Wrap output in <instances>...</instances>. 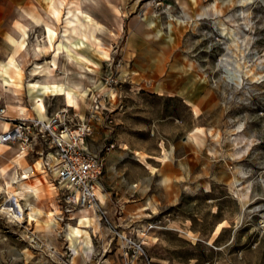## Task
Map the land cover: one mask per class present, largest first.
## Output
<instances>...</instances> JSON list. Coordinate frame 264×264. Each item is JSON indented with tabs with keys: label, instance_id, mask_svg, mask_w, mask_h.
Segmentation results:
<instances>
[{
	"label": "rangeland",
	"instance_id": "obj_1",
	"mask_svg": "<svg viewBox=\"0 0 264 264\" xmlns=\"http://www.w3.org/2000/svg\"><path fill=\"white\" fill-rule=\"evenodd\" d=\"M223 4L230 12H220L215 23L211 12L197 16L183 0L174 1L173 13L164 0H73L60 9L30 4L28 12L45 13L57 24L56 43L67 42L62 34L69 9H88L89 20L101 26L95 31L103 45L82 49L92 53L89 61L77 57L85 66L61 54L51 70L57 76L68 71L85 89L75 96L74 109L94 124L89 138L98 140L103 160L102 199L96 211L82 209L92 218L81 223L80 206L68 202V189L55 174L47 137L36 139L19 161V143L0 146L6 156L0 167L10 169L0 175V264H264V0ZM3 7L0 30L8 35L17 29L15 55L24 42L19 61L28 82H35L41 74L35 69H42L37 64L51 63L56 45L36 52L47 44L43 27L22 8ZM154 10L164 22L170 14L199 22L182 50L187 57L165 65L172 78L182 73L187 86L204 90L198 103L186 105L118 80L125 39L117 35L120 14L141 18ZM0 94L7 104L27 109V117L37 116L35 99L27 103L1 84ZM40 97L47 115L67 106L64 95ZM27 186L37 187L40 199ZM71 228L78 229L73 241Z\"/></svg>",
	"mask_w": 264,
	"mask_h": 264
},
{
	"label": "crops",
	"instance_id": "obj_2",
	"mask_svg": "<svg viewBox=\"0 0 264 264\" xmlns=\"http://www.w3.org/2000/svg\"><path fill=\"white\" fill-rule=\"evenodd\" d=\"M72 1L73 0H0V9L4 6L2 12H14V8L17 7L16 12H18L19 8H22V12L25 13L28 12V8H30V4L33 2H36L37 5H46L48 9L51 6L60 9L63 8L67 2ZM164 1H166L170 7L168 12H175L172 8L174 6V1L177 0ZM183 1L187 2L191 12H196L197 16H203L205 12H211L209 15L213 23H215V19L220 15V12H230L231 9L230 6H225L226 4H223L224 2H230V0ZM85 11L89 12L91 15L93 13L88 9H85ZM120 15L122 21H120L117 35L121 36V34H125V39L122 46L119 48L122 57L117 64L119 71L118 80L123 83L127 82L130 87L136 88L137 90H146L165 97H179L186 105H189L190 101L198 103L200 99L204 97V90H198V88L194 86H187L184 82L185 76L182 73L176 72V74H174L175 78H172L173 74L165 72V65L168 59L180 60L181 58L185 59L187 57L186 53L182 52V50L185 49V44L190 33H197L193 30V26H196L199 22L190 24L188 21L180 19L175 14H170L166 22H164L157 10L141 18H138L133 13L132 17L129 18H126L124 12ZM27 16L36 19V24L43 27V31L46 33L47 37V44L45 45H49L51 38L54 45L58 44L56 43L59 37L57 24L50 22L45 16V13L28 12ZM90 23V27L86 30L89 36L87 40L85 39L83 43H78L77 47L71 46L70 42H68V46L70 50H72L71 53L76 58L79 57L88 61L90 58L92 59V53L90 52V57H88L89 55L87 56L82 53V49H93L94 43L95 46L99 44V47L103 45L101 40L97 39L98 37L95 31V29L100 30L101 26H96L92 20H90ZM12 29L16 28L11 27L8 35H6V32L0 30V79L2 78L1 80L5 85V89H3L4 91L14 93L15 95L13 94V96H23L27 103L35 99L36 104L33 106V112L37 113V116L42 117L37 108L39 100L36 99V95H38L39 92L32 88L33 82H28V75L23 71L17 70L11 63L13 57L19 60V55L24 51L21 49L19 50L20 52L17 53L18 55H15L19 41ZM49 29L55 30L56 36L52 37ZM23 31L25 32V30ZM69 37H73L71 39L72 42H78L76 37L72 34H69ZM102 59L106 61L108 57L104 56ZM55 77L56 79H61L63 76L55 75ZM176 79L181 81V83H174ZM195 81L199 83V81H201L200 76H197ZM49 93H52V95H62L52 90L44 91L41 94L44 98L49 95ZM14 102H19V99ZM5 105V115H8L10 118L4 117L6 126H3L0 120V132L6 130V128L12 127V119L27 116V109H22L24 108L22 105L7 104V99L0 94V107H4ZM1 116L2 115H0V117ZM89 139L90 138H88V140ZM89 141L90 150L95 153L99 152L98 140L91 138ZM2 156H5V154ZM23 159H25V156H23Z\"/></svg>",
	"mask_w": 264,
	"mask_h": 264
},
{
	"label": "built area",
	"instance_id": "obj_3",
	"mask_svg": "<svg viewBox=\"0 0 264 264\" xmlns=\"http://www.w3.org/2000/svg\"><path fill=\"white\" fill-rule=\"evenodd\" d=\"M95 107L99 109L100 105ZM5 109L6 105L0 107V115L10 118L5 115ZM11 121L12 127L0 132V145L19 143V152L27 154L36 139L47 137L55 150V174L68 189V202L80 208L97 203L103 160L87 145L94 131L91 122L80 120L69 105L46 119L35 116Z\"/></svg>",
	"mask_w": 264,
	"mask_h": 264
},
{
	"label": "bare ground",
	"instance_id": "obj_4",
	"mask_svg": "<svg viewBox=\"0 0 264 264\" xmlns=\"http://www.w3.org/2000/svg\"><path fill=\"white\" fill-rule=\"evenodd\" d=\"M91 16L92 15L89 12H87L81 8L69 9L67 12V16L65 18L64 32L62 34V36H64L65 39L67 40V42L60 40L58 42V44L54 47L53 52H55V56H54V59L51 61V63H49V64L45 63V64H42L40 66H38V64H37V67H41L42 69L41 70H37L38 68L35 69V74H39V73H41V74H40V77L37 78V81L33 82L32 85L34 87H36V91L39 92V94L36 95V99L39 100L37 108L39 110L40 115L42 116V117L39 116L41 119L47 118L46 106H45L44 101L40 97L42 92L49 90V89H54V90L60 89V90H62L61 94L64 95V98H65L67 105L74 107L76 104L75 96L77 94L84 93V91H85V89L82 88L80 83H75V82L70 80V78H69L70 76H69L68 71H67V74L65 76H63L61 79H56L55 74L53 73V69L51 70V68H52L51 65L56 66V58L58 56H61V54L66 55L68 57L69 61H75L76 63L83 64L81 61L78 60V58H76L71 53L72 50H70V48L68 46V42H70L71 45L72 44L78 45V43H77V41L72 42L71 39L73 37L70 38L69 34H72L73 36H75L77 40L80 39L79 40L80 42H84L85 39L87 40L89 38V36L86 33V30H88V27H90L91 23H90L89 18ZM53 34H55V30H54ZM97 39H99V38H97ZM50 44H53V43L50 42ZM50 48H51V46H46V45L44 47L38 46V47H36V52L48 51ZM21 49L27 50V46H25L24 42L20 43V45H19V50H21ZM17 52H20V51H17ZM57 60H58V58H57ZM11 63L17 70L23 71V66H22L21 62L19 60H17L15 57H13L11 59ZM1 79H0V84L5 89L4 82ZM50 79L52 81H48ZM2 119L5 120V118L1 116L0 120L3 124V126H6V122L2 121ZM0 146H8V144H4V145H0ZM4 154L5 153H3V154L0 153L1 156ZM26 155H27L26 153L20 155L19 158L17 159V161H19L20 159L23 158V156H26ZM9 170L10 169H7L5 166H1L0 167V175L5 176ZM29 176H30V174L27 173V174H24L23 177L27 178ZM11 178H12V175H11ZM61 187H65V184L63 182L61 183ZM55 188L56 187H52V189H55ZM26 190L32 191L35 199H40V193H39L37 187L27 186L25 188V191ZM52 192H54V191H52ZM49 193H51V192H49ZM98 196H100V198H102L101 195H98ZM32 207H33V205L31 206V208ZM34 207H35V205H34ZM82 209H89V210L96 211L95 206L83 207L80 209L79 213H81V214H80L79 221L81 223L88 224L91 222L92 216H89V213L86 212V210H82ZM82 212H84V213L82 214ZM262 222H263L262 225L264 226V221H262ZM220 227H221V224L218 225L217 230H216V232H217L216 234L219 233L218 231L220 230ZM67 235L73 241L75 236L78 235V229L77 228L69 229ZM78 244L83 245L82 243H80V241ZM73 248L76 249L77 244H74ZM73 253H74V256H76V252L73 251Z\"/></svg>",
	"mask_w": 264,
	"mask_h": 264
}]
</instances>
